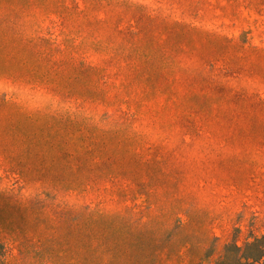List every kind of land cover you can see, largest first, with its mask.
Wrapping results in <instances>:
<instances>
[{
	"label": "rangeland",
	"instance_id": "obj_1",
	"mask_svg": "<svg viewBox=\"0 0 264 264\" xmlns=\"http://www.w3.org/2000/svg\"><path fill=\"white\" fill-rule=\"evenodd\" d=\"M0 20L35 44L7 54L11 63L0 55V116L43 139L59 127L71 142L97 146L78 163L92 185L68 190L83 239L101 245L90 263L107 264L115 249V264H216L264 237V75L213 57L210 40L177 27L264 50V0H0ZM150 40L184 54L168 83L230 87L231 116L210 122L145 98L136 64ZM6 169L0 163V196H17L19 175ZM43 231L0 210V264H48L56 238Z\"/></svg>",
	"mask_w": 264,
	"mask_h": 264
},
{
	"label": "trees",
	"instance_id": "obj_2",
	"mask_svg": "<svg viewBox=\"0 0 264 264\" xmlns=\"http://www.w3.org/2000/svg\"><path fill=\"white\" fill-rule=\"evenodd\" d=\"M177 27L179 30L210 40L213 43L211 47L212 55H215L213 57L228 58L236 67L257 70L264 75V50L248 48L246 39H230L217 32L180 23ZM33 43L25 42L16 36L12 27L0 20V55L8 58L9 63L12 60L8 55L17 52L30 53L34 49ZM144 45L150 46V54L144 52L139 56L136 64V81L145 98H160L162 101L180 104L187 108V112L190 108V114L210 116L207 118L210 122L213 120L211 116H231L228 112L230 87H225L221 82L213 83L207 80L203 85L189 84L184 87L173 84L174 78L168 83L170 78L167 73L169 71L176 73L184 67L183 52L179 50L178 54L170 55L161 48L159 42L153 40ZM219 46H223L222 51ZM235 52H241L242 55L237 56ZM195 70L196 68L192 72ZM196 74L199 78L205 79L203 70L198 69ZM163 81L166 84L162 83ZM244 95H248V91ZM250 98L244 96L243 100L247 101ZM8 107L13 114L17 110L15 106ZM185 115L184 112L183 116ZM11 119L10 116L7 118L0 116V155L5 156L0 163L6 166L7 172L19 175L21 185L17 196L12 197L9 194L0 196V210L28 215L32 219L33 228L41 232V235L44 234L43 230L52 232L56 239L50 242L48 264H105L97 260L89 262V252L93 250L96 254L101 245L95 247V244L91 245L83 239L80 233L82 225L80 213L74 203L68 200L71 192L68 190L83 191L92 185L91 176L82 177L78 163L82 154L96 152L97 146L91 143H73L65 137L59 127L52 131L48 139H43L45 134L37 130L32 132V128L22 130L17 127V122ZM50 154L52 155L48 158ZM101 159L102 156H96L97 161ZM107 174L110 173L107 171L105 175ZM38 188L40 190H37ZM22 189L24 191H21ZM16 241L21 244L23 240L19 238ZM238 250V256L233 261L224 256L216 264H264V237L246 244L243 248L238 247ZM110 254L113 259L107 264H115L116 261H113L116 256L115 249H110Z\"/></svg>",
	"mask_w": 264,
	"mask_h": 264
}]
</instances>
